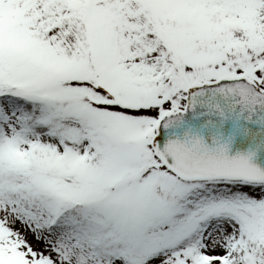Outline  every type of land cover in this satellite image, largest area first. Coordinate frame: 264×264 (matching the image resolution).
Masks as SVG:
<instances>
[{"label":"snow or ice","instance_id":"snow-or-ice-1","mask_svg":"<svg viewBox=\"0 0 264 264\" xmlns=\"http://www.w3.org/2000/svg\"><path fill=\"white\" fill-rule=\"evenodd\" d=\"M0 264H264V0H0Z\"/></svg>","mask_w":264,"mask_h":264}]
</instances>
